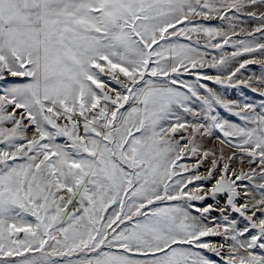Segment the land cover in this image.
Returning a JSON list of instances; mask_svg holds the SVG:
<instances>
[{
    "label": "snow or ice",
    "instance_id": "snow-or-ice-1",
    "mask_svg": "<svg viewBox=\"0 0 264 264\" xmlns=\"http://www.w3.org/2000/svg\"><path fill=\"white\" fill-rule=\"evenodd\" d=\"M0 264H264V0H0Z\"/></svg>",
    "mask_w": 264,
    "mask_h": 264
}]
</instances>
